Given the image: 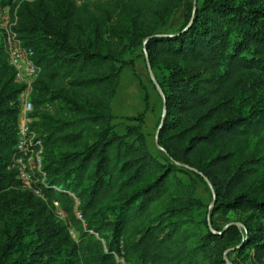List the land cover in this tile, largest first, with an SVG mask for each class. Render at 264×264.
Here are the masks:
<instances>
[{
    "label": "trees",
    "instance_id": "obj_1",
    "mask_svg": "<svg viewBox=\"0 0 264 264\" xmlns=\"http://www.w3.org/2000/svg\"><path fill=\"white\" fill-rule=\"evenodd\" d=\"M184 2L0 0V8L19 3L14 29L41 67L32 115L46 184L37 185L78 233L70 255L58 262L120 264L119 256L128 264H226L224 253L239 243L240 231L235 225L221 232L208 226L199 236L188 231L201 202L196 180L186 182L183 172L208 178L215 213H264V0L189 3L181 27L162 31ZM141 47L165 97L164 160L147 142V94L143 111L127 117L136 124L126 133L112 123L124 67L132 65L137 75V54L126 56ZM8 58L0 42V194L23 185L12 167L23 85ZM247 228L234 251L248 257L252 250L264 261V240ZM45 231L50 237L59 230L49 225ZM9 245L0 264L67 252L53 238L9 261Z\"/></svg>",
    "mask_w": 264,
    "mask_h": 264
},
{
    "label": "rangeland",
    "instance_id": "obj_2",
    "mask_svg": "<svg viewBox=\"0 0 264 264\" xmlns=\"http://www.w3.org/2000/svg\"><path fill=\"white\" fill-rule=\"evenodd\" d=\"M194 2L195 0H185L183 8L175 12L170 25L162 31L175 32L178 30L183 24L188 4ZM196 2L200 5L203 0H196ZM135 54H137L136 72L138 76L132 65L124 67L117 94L112 103L114 114L112 123L116 131L122 134L126 133L128 125L136 124L135 121L128 120L127 117L138 115L143 111L147 94L149 111L144 124L147 142L151 152L160 160H164L165 150L159 143V133L157 136V131L160 132L159 127L163 125L166 115L163 107V96L159 92L158 86L150 78L144 48H139L131 57L127 55L126 59H133ZM138 77L144 82L145 87L140 85ZM155 80L157 81L156 76ZM262 103L261 101L260 104ZM47 106L48 108L53 107L49 103ZM198 174L189 171L180 173L186 182H189L191 178L196 180L195 196L201 202L194 209L193 215L188 218L186 225L188 231L199 236L207 232L208 226L214 231L221 232L230 225H235L240 231V241L225 251L224 260L226 264H264V261L255 260L252 250L248 252V257H245L244 254L238 256V252L234 251L247 238V227L249 226L253 234L264 240V213L245 208L215 213L212 185L205 175L201 172ZM39 180H36L32 187L25 186L22 183V186L6 190L0 194V252L5 249L7 244H10L7 248L8 251H11L7 257L8 260H21L23 256L29 255L38 244H48L54 238L67 252L63 256L54 253L43 257L36 255L37 260L31 264H64L58 261L61 260L60 258L63 259V257L70 255L69 248L72 247L74 242L79 241L78 233L57 202L51 204L42 194L35 191L38 188V182L43 183V180ZM40 199L45 203H42ZM77 214L79 216V212ZM49 225L59 230L50 237L47 236L45 231ZM36 249L39 250V247ZM21 264H25V262Z\"/></svg>",
    "mask_w": 264,
    "mask_h": 264
},
{
    "label": "built area",
    "instance_id": "obj_3",
    "mask_svg": "<svg viewBox=\"0 0 264 264\" xmlns=\"http://www.w3.org/2000/svg\"><path fill=\"white\" fill-rule=\"evenodd\" d=\"M17 0H14L16 2ZM32 1V0H30ZM11 5L0 8V42L8 52L9 64L15 70L16 80L23 85V90L18 97L20 108L18 123L17 154L15 155L12 167L18 170V178L25 186L32 187L36 180L46 179V172L42 169L44 147L41 137L33 128L37 120L33 115L34 104L32 92L35 81L41 73V67L33 60V50L26 48L14 29L17 23V8ZM40 181V180H39ZM36 185V184H35ZM42 194L38 187L35 190ZM120 264H128L124 258L116 256Z\"/></svg>",
    "mask_w": 264,
    "mask_h": 264
},
{
    "label": "water",
    "instance_id": "obj_4",
    "mask_svg": "<svg viewBox=\"0 0 264 264\" xmlns=\"http://www.w3.org/2000/svg\"><path fill=\"white\" fill-rule=\"evenodd\" d=\"M196 3H197V2H196V0H195L194 4L196 5ZM147 39H148V38H147ZM147 39H146V40H147ZM143 48H144V51H145V53H146V63H147V68H148V71H149L150 78L153 80L154 84H155L156 86H158V90H159V92L161 93V95L163 96V107H164V112H166L165 97H164L163 91H162V89L160 88V86L157 84V81L155 80V76H154L153 70H152L151 65H150V61H149L148 53L146 52L145 47H143ZM160 128H161V126L159 127V129H160ZM158 133H159V130L157 131V136H158ZM214 200H215V198H214Z\"/></svg>",
    "mask_w": 264,
    "mask_h": 264
},
{
    "label": "crops",
    "instance_id": "obj_5",
    "mask_svg": "<svg viewBox=\"0 0 264 264\" xmlns=\"http://www.w3.org/2000/svg\"><path fill=\"white\" fill-rule=\"evenodd\" d=\"M137 58V57H136ZM135 58V68L137 67V59ZM148 114V113H147ZM147 116V115H146Z\"/></svg>",
    "mask_w": 264,
    "mask_h": 264
}]
</instances>
